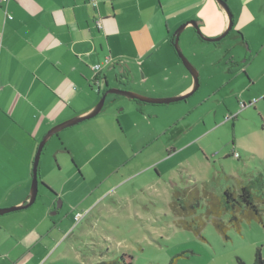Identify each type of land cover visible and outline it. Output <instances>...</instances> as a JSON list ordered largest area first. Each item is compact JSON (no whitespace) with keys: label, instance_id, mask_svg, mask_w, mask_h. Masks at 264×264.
<instances>
[{"label":"rangeland","instance_id":"374dc122","mask_svg":"<svg viewBox=\"0 0 264 264\" xmlns=\"http://www.w3.org/2000/svg\"><path fill=\"white\" fill-rule=\"evenodd\" d=\"M251 6L239 46L234 22L218 45L179 38L191 64H204L200 74L196 68L197 90L184 100L146 104L139 113L112 95L95 117L48 140L35 201L48 188L59 194L56 206L64 205L46 252L37 250L43 264H252L256 250L264 258V208L236 226L222 206L212 213L225 189L237 193L256 176L264 194V0ZM124 48L112 43V56ZM168 49L160 44L154 52ZM242 65L248 72H235ZM181 75L163 85L175 89ZM174 193L180 200L172 205ZM219 219L226 238L215 227Z\"/></svg>","mask_w":264,"mask_h":264},{"label":"crops","instance_id":"0c3cea01","mask_svg":"<svg viewBox=\"0 0 264 264\" xmlns=\"http://www.w3.org/2000/svg\"><path fill=\"white\" fill-rule=\"evenodd\" d=\"M94 1H0V208L26 199L38 141L49 128L90 111L107 87L148 97L189 92L193 82L174 49L156 55L155 46L173 48V33L184 23L180 40L207 42L190 21L206 37L219 36L229 23L215 0ZM255 1L225 0L232 24L241 31L231 38L237 46L244 43L241 28L254 18ZM117 41L125 53L112 56ZM192 65L199 74L204 67ZM239 71H247L245 65ZM175 73L184 80L170 90L162 81ZM95 76L103 83L101 89L94 85ZM131 102L142 113L146 104ZM58 195L46 188L31 206L0 215V264H43L37 250L61 222L64 202L56 206Z\"/></svg>","mask_w":264,"mask_h":264},{"label":"water","instance_id":"95a60500","mask_svg":"<svg viewBox=\"0 0 264 264\" xmlns=\"http://www.w3.org/2000/svg\"><path fill=\"white\" fill-rule=\"evenodd\" d=\"M215 1L224 9V11L228 15V19H229V23H228L227 28L219 36H217V37H206V36L201 34V32L199 31L198 26H197L195 21L189 22L195 28L198 36L202 40L207 41V42H217V41L221 40L229 32V30L232 27L231 13L229 11L227 3L225 2V0H215ZM185 25H186V23L180 25V27H178L176 29V31L173 33V36L171 39V44L173 46V49H174L177 57L180 59L183 66L187 69V71L189 72V74L192 77L193 83H192L191 90L185 94L170 96V97H148V96H144L142 94H138L136 92L123 90V89H120L118 87L108 88L103 94L100 95L99 100L92 107V109L90 111H88L87 113L82 114V115H76V116L71 117L65 121H62L56 125H53L51 128H49L46 131V133L42 136L41 140L39 141L37 148H36V151H35V154H34V157H33L32 165H31L30 189H29V193H28L26 199H24L18 205H12L9 207L0 208V215L10 213V212H14V211L21 210V209H25V208L31 206L35 202L37 192H38V186H39L38 162H39L40 154H41V151H42L44 145L48 142V140L52 136L58 134L60 131L96 116L102 110V107L104 105V101H105L107 94L121 95V96L126 97L127 99L137 100V101L143 102L145 104L164 105V104H171V103H175V102H179L181 100H184L186 97L191 95L195 90H197V88L199 86L198 72L195 69V67L190 63V61L184 56V54L182 53V51L179 47V35L182 32ZM102 85H103V83L101 84V87H102ZM97 90H98V87H97Z\"/></svg>","mask_w":264,"mask_h":264},{"label":"trees","instance_id":"16d2710c","mask_svg":"<svg viewBox=\"0 0 264 264\" xmlns=\"http://www.w3.org/2000/svg\"><path fill=\"white\" fill-rule=\"evenodd\" d=\"M133 101L137 103H142L136 100ZM262 183L263 180L259 175L256 176L254 179L249 180L248 184L241 186L237 193L231 191L228 188L225 189L222 192L221 198L218 199L216 203H213L214 210H212V213L217 212L216 207L222 206L221 209L229 212V224L231 226H236L238 224V221H240L241 217L247 218L248 220L260 218V214L264 208V194L261 191ZM253 191L255 192V194ZM191 195H193L192 200L197 201L196 193L193 192L191 193ZM178 200L180 199L174 193L172 205L175 204ZM190 209H193V203ZM214 224L217 231L226 238L227 235L225 231L227 226L224 225L223 221H221L220 219L215 220ZM236 262L237 264H246L241 258H236ZM123 264L132 263L123 259ZM252 264H264V258L261 256L259 250H256Z\"/></svg>","mask_w":264,"mask_h":264},{"label":"built area","instance_id":"2783aa9c","mask_svg":"<svg viewBox=\"0 0 264 264\" xmlns=\"http://www.w3.org/2000/svg\"><path fill=\"white\" fill-rule=\"evenodd\" d=\"M0 1H1L3 4L6 5L10 0H0ZM91 3L94 5V4H95V1H94V0H91ZM7 18H8V19H11V16L8 15ZM96 25H97V26H100V20H99V19L96 20ZM100 69H101V65H100V64L95 65V66L93 67V70H94V73H95V74L99 73ZM95 79H96L97 81L99 80V78H97V76H95ZM78 216H79V214H76V218H77Z\"/></svg>","mask_w":264,"mask_h":264},{"label":"flooded vegetation","instance_id":"af4514ba","mask_svg":"<svg viewBox=\"0 0 264 264\" xmlns=\"http://www.w3.org/2000/svg\"><path fill=\"white\" fill-rule=\"evenodd\" d=\"M229 31H230V30H229ZM228 33H229V32H228ZM228 33H227L226 35H228ZM226 35H225V36H226ZM225 36H224V37H225ZM224 37H223V38H224ZM223 38H222V39H223ZM222 39H221V40H222ZM219 41H220V40H219ZM219 41H217V42H219ZM214 43H216V42H214ZM93 82H94V85L96 86V88L98 87V89H99V87H100V89H101V84H102L101 79H99V80L97 81V80L94 78V81H93ZM114 87H115V86H112V87H109V88H114ZM107 89H108V87L105 88V89H103V90L101 91L100 95L103 94ZM112 95H115V96H116L117 94H107L105 100H107V97H108V96L111 97ZM111 100H112V98H111ZM136 101H137V100H136ZM104 102H105V101H104ZM139 102H140V101H139ZM142 103H143V102H142Z\"/></svg>","mask_w":264,"mask_h":264}]
</instances>
